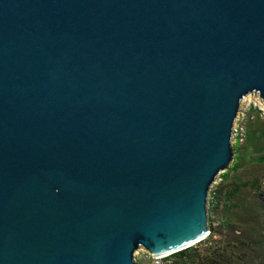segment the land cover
Wrapping results in <instances>:
<instances>
[{"label":"water","instance_id":"1","mask_svg":"<svg viewBox=\"0 0 264 264\" xmlns=\"http://www.w3.org/2000/svg\"><path fill=\"white\" fill-rule=\"evenodd\" d=\"M264 0H0V264H138L209 232Z\"/></svg>","mask_w":264,"mask_h":264},{"label":"rangeland","instance_id":"2","mask_svg":"<svg viewBox=\"0 0 264 264\" xmlns=\"http://www.w3.org/2000/svg\"><path fill=\"white\" fill-rule=\"evenodd\" d=\"M239 112L243 116V126L248 121L250 124L255 122L253 125L257 129L264 127V101L257 94L245 96L240 101ZM251 171L256 172V179L264 178V164H257L239 175H232L222 187L213 185L209 188L208 218L217 210L219 218L230 221L223 232L216 229L215 239L210 240L211 245L208 244V239L176 250L161 264H264V196L261 197L259 190H255L254 185L251 186L254 178L247 179L246 175ZM248 180L250 184L242 186ZM236 186L239 190L233 191ZM213 219L217 222L215 217ZM207 247L211 249L206 251ZM150 255L139 247L134 251L133 257L138 264H154Z\"/></svg>","mask_w":264,"mask_h":264},{"label":"crops","instance_id":"3","mask_svg":"<svg viewBox=\"0 0 264 264\" xmlns=\"http://www.w3.org/2000/svg\"><path fill=\"white\" fill-rule=\"evenodd\" d=\"M253 124H255V122ZM253 124H250L247 121V124L244 125L245 138L242 143L239 142L237 139H233V159L229 164L228 169L222 171L219 174V177L222 179L223 184H225L226 181H228L232 175H239V173H241L245 169H248L257 164H264V127H262V129H257ZM246 176L247 179L254 178L252 182L253 184H251V186L254 185L253 188L255 190H259V187L257 186L258 183L256 179V172L251 171L247 173ZM247 184H250L249 180L246 183H243L242 186H247ZM238 190L239 187L236 186L233 191ZM214 212L215 213L213 214V216H211V219L214 222L213 218L215 217L218 222V225L216 226L215 230L219 229L223 232L224 227L227 225V223H230V221L227 220V218H219L217 215V210Z\"/></svg>","mask_w":264,"mask_h":264},{"label":"built area","instance_id":"4","mask_svg":"<svg viewBox=\"0 0 264 264\" xmlns=\"http://www.w3.org/2000/svg\"><path fill=\"white\" fill-rule=\"evenodd\" d=\"M242 119H243L242 113L239 112L237 117H236L233 128H232V138L237 139L239 142H243L244 138H245V126H243V124H242ZM257 183L259 186L260 194L262 196H264V178H258ZM213 185H217V186L223 185L222 179L219 177V175L216 177L214 183L211 186H213ZM210 219H211V216H210ZM217 225H218V222H213V220H211L210 226H209L210 229H209V232L206 234V236H204L202 239L198 240L197 242L193 243L191 246H193L199 242L206 241L208 239L209 240L207 242L209 245H211L210 240L215 239V237H216L215 228ZM191 246H189V247H191ZM208 249H211V248L207 247L205 250L207 251ZM172 254H173V252H171L170 254L165 253V254L159 255L157 257H153V255H150V256H151L154 264H161L164 260L169 258V256H171ZM207 254L209 255L210 252H207Z\"/></svg>","mask_w":264,"mask_h":264},{"label":"bare ground","instance_id":"5","mask_svg":"<svg viewBox=\"0 0 264 264\" xmlns=\"http://www.w3.org/2000/svg\"><path fill=\"white\" fill-rule=\"evenodd\" d=\"M194 243H195V242H194ZM191 245H192V244H191ZM191 245H189V246H191ZM189 246H187V247H189ZM187 247H184V248H187ZM184 248H180V249H184ZM180 249H176V250H180ZM176 250L169 251L168 254H170L171 252H174V251H176Z\"/></svg>","mask_w":264,"mask_h":264},{"label":"trees","instance_id":"6","mask_svg":"<svg viewBox=\"0 0 264 264\" xmlns=\"http://www.w3.org/2000/svg\"><path fill=\"white\" fill-rule=\"evenodd\" d=\"M242 143V142H241ZM260 194V192H258ZM260 196L262 197V195L260 194ZM209 221L211 222V220L209 219ZM216 232V230H215ZM235 233H237V230H234ZM235 239H236V236L234 235ZM243 243V242H242ZM244 245V244H243Z\"/></svg>","mask_w":264,"mask_h":264}]
</instances>
